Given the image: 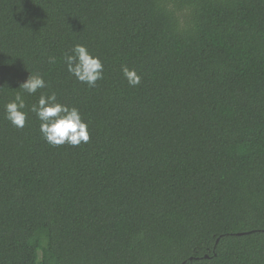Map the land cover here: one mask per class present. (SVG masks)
<instances>
[{"label":"trees","instance_id":"obj_1","mask_svg":"<svg viewBox=\"0 0 264 264\" xmlns=\"http://www.w3.org/2000/svg\"><path fill=\"white\" fill-rule=\"evenodd\" d=\"M31 73L89 143L5 119ZM0 264H264V0H0Z\"/></svg>","mask_w":264,"mask_h":264},{"label":"clouds","instance_id":"obj_2","mask_svg":"<svg viewBox=\"0 0 264 264\" xmlns=\"http://www.w3.org/2000/svg\"><path fill=\"white\" fill-rule=\"evenodd\" d=\"M67 72L80 83L95 88L97 82L104 79V65L99 57H94L86 46L76 44L70 53L63 57ZM50 63H56L55 57L49 58ZM124 77L130 87L141 84L142 78L137 72L122 66ZM49 85L39 73L33 74L20 84L13 100L4 106L5 119L14 127L23 130L29 120V113H34L40 121V132L45 141L53 147H79L90 142L88 124L83 120L80 110L58 102L55 92H43ZM40 93L38 102L29 106L25 99Z\"/></svg>","mask_w":264,"mask_h":264}]
</instances>
